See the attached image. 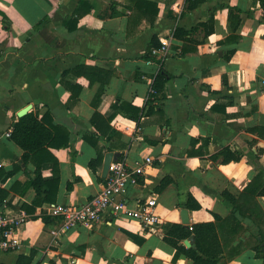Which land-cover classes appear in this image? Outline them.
Listing matches in <instances>:
<instances>
[{
  "label": "crops",
  "instance_id": "crops-1",
  "mask_svg": "<svg viewBox=\"0 0 264 264\" xmlns=\"http://www.w3.org/2000/svg\"><path fill=\"white\" fill-rule=\"evenodd\" d=\"M228 7L241 9L239 27L229 20ZM212 17L214 32L207 35L201 24ZM177 29L184 37H175ZM231 37L236 39L226 42ZM153 38L168 44L165 51L152 50L157 60L147 58ZM162 69L166 89L155 98L153 82ZM27 107V114L47 118L60 127L63 141L68 138V146L47 147L59 162L52 203L44 192L51 188L39 196L29 185L35 161L24 163V151L11 138ZM99 149L103 161L95 173L90 163ZM223 149L241 160L224 164ZM109 152L136 180L128 204L154 198L161 225L144 229L108 210L98 223L61 232V219L47 207L82 205L96 196L106 184L101 179ZM41 172L53 180L54 163L44 162ZM259 173L261 191L264 9L258 0H0V210L26 217L16 233L19 246L0 250L1 264L33 252L32 264H193L184 255L174 259L176 249L163 240L165 225L182 224L184 208L189 227L215 222L216 215L227 218L234 209L222 193L238 197ZM165 178L171 184L157 192ZM189 196L200 210L186 207ZM37 198L41 205L27 212L24 206ZM257 199L264 212V194ZM242 225L248 231H220L219 264L264 262L251 237L258 228L250 221Z\"/></svg>",
  "mask_w": 264,
  "mask_h": 264
},
{
  "label": "trees",
  "instance_id": "trees-1",
  "mask_svg": "<svg viewBox=\"0 0 264 264\" xmlns=\"http://www.w3.org/2000/svg\"><path fill=\"white\" fill-rule=\"evenodd\" d=\"M203 1L204 0H201V3ZM258 1L264 9V0ZM139 2H143V0H139ZM85 4V2H81L82 7ZM136 5L140 8L143 7L140 3ZM228 9L229 20L232 24L237 22L235 24L239 27L242 21L241 9L237 7H228ZM157 13L158 10L156 9V14ZM2 15L4 26L7 29H10L11 27L8 23L7 17L4 14ZM213 24L214 18L212 17L208 22L202 23L201 28L206 30L207 35L212 34L214 32ZM38 28L40 29L41 25H39ZM184 34H186V32L183 29H177L175 37H184ZM233 39L236 38H228L226 42ZM161 45L159 39L153 38L148 50L147 58L157 60V58L152 55V50L160 48ZM182 51L183 54H185L188 51L187 47L183 46ZM167 80L166 74L162 69L153 82V97L158 98L160 95H163L166 89ZM226 106L227 105L223 106V111L226 110ZM214 109L217 108L215 107ZM46 119L47 118L45 117L40 119L34 113L26 114L14 123L11 138L24 151V163H27L29 160L35 161V178L30 181L29 185L35 188L39 196H41L44 187L48 186L49 189L51 188L44 192L47 193L45 201L52 203L54 202V198H52L53 194L50 193L52 188L54 191L53 193H56L58 188L59 175L57 174V167L59 166V162L49 153L47 147L52 146L53 148H62L68 146L69 142L67 141L68 138H66L65 141L62 140L61 133L59 132L60 127L54 125L52 121L48 122ZM92 120L93 123L96 124V118H93ZM253 131L255 132V129ZM44 152L47 153V156L41 155L44 154ZM219 155L222 156V162L224 164L239 162L241 160L240 154L232 152L230 149H223L220 151ZM214 158H217V156H214ZM46 161L54 163L55 176L51 181L44 180L42 176L41 167ZM102 161L103 149H99L98 157L90 163L91 170L96 173L101 166ZM261 177H263V175L262 173H259L252 183H250L238 197L234 196L229 191H224L222 193V197L229 201L234 209L231 215L227 218H221L216 215L215 222L198 223L190 227H186L180 223H167L165 225L163 240L176 249L174 259L184 255L189 258L193 264H219L224 254V244L222 243L223 241L220 231L223 228L227 230V233H237L240 230L246 232L248 229H244V226L242 225L243 221H250L258 228L257 234H251V237L255 242L253 248L264 258V212L257 199L260 195L264 194V187L261 191H258L261 187ZM101 181L106 183V179H101ZM171 182L172 181L169 178L163 179L156 188L157 192L163 191L169 186V184H171ZM68 187L71 189L73 183H69ZM41 203L42 201L37 198L32 207L24 206V208L27 212H34L36 207L41 205ZM186 207L193 211L201 209L199 202H197L192 196H189ZM190 237H193V246L188 248L184 245V241ZM33 257L34 252L29 256L21 255L18 257L16 264H32ZM262 264H264V262Z\"/></svg>",
  "mask_w": 264,
  "mask_h": 264
},
{
  "label": "built area",
  "instance_id": "built-area-1",
  "mask_svg": "<svg viewBox=\"0 0 264 264\" xmlns=\"http://www.w3.org/2000/svg\"><path fill=\"white\" fill-rule=\"evenodd\" d=\"M168 44L154 49L155 53L165 51ZM10 135V134H8ZM151 163V159H147ZM130 169L123 160L111 163L106 184L102 190L90 201L82 205H69L53 203L47 207L48 214L61 219L62 231L68 232L80 225H93L102 220L103 214L112 210L114 214L138 222L144 229H152L161 225L160 216L156 213V200L154 198L138 203L131 207L126 200L128 188L135 183ZM3 187L0 181V189ZM26 221L25 215L9 216L0 210V250L9 251L16 249L20 241L16 236L18 227ZM56 233V232H55Z\"/></svg>",
  "mask_w": 264,
  "mask_h": 264
},
{
  "label": "water",
  "instance_id": "water-1",
  "mask_svg": "<svg viewBox=\"0 0 264 264\" xmlns=\"http://www.w3.org/2000/svg\"><path fill=\"white\" fill-rule=\"evenodd\" d=\"M30 108L31 107H27V108L21 110L18 113V117L21 118V117L25 116L28 113ZM118 156H119L118 154H115L113 152H109V153L106 154L105 160H104V166H103V174H102L103 178L106 179L108 177L111 163L113 161L117 160ZM180 216H181L182 224L185 225L186 227H189V213H188V210L185 209V208L182 209L181 212H180ZM184 244L188 248L192 247L193 246V237H190L189 239L185 240Z\"/></svg>",
  "mask_w": 264,
  "mask_h": 264
}]
</instances>
